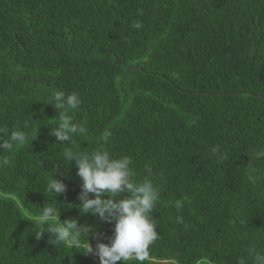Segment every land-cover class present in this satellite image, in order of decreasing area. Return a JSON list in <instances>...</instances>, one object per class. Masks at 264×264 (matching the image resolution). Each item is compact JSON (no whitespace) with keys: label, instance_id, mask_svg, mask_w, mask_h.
I'll list each match as a JSON object with an SVG mask.
<instances>
[{"label":"trees","instance_id":"trees-1","mask_svg":"<svg viewBox=\"0 0 264 264\" xmlns=\"http://www.w3.org/2000/svg\"><path fill=\"white\" fill-rule=\"evenodd\" d=\"M55 90L82 99L70 114L86 131L63 143ZM16 129L26 140L0 148V264H99L88 238L110 244L114 222L80 213L63 150L101 146L137 181L151 167V264H251L249 249L264 253V0H0V143ZM55 217L86 225L79 247L40 234Z\"/></svg>","mask_w":264,"mask_h":264},{"label":"clouds","instance_id":"clouds-1","mask_svg":"<svg viewBox=\"0 0 264 264\" xmlns=\"http://www.w3.org/2000/svg\"><path fill=\"white\" fill-rule=\"evenodd\" d=\"M48 104L58 110L59 123L52 136L60 143L70 141L74 135L86 131L84 124L75 123L70 114L82 104L78 93L55 90L50 94ZM25 140L23 130H12L7 134V143H0V148L11 149L13 145ZM212 152L219 154L220 148L214 147ZM254 156L257 160L264 158V149L256 151ZM63 160L68 166L74 163L78 169L76 174L81 181V203L77 207L80 213L98 216L108 223L114 222V236L110 244L97 242L93 248L88 238L86 255L96 256L99 264H117L118 261L124 264L130 259L138 264H144L145 261L151 264L150 247L159 236L151 217L159 195L150 178L151 167L145 165L146 175L137 181L134 179L132 159L128 156H114L103 146L90 152L65 148ZM247 178L250 182H256V176L251 171ZM66 187L63 180L57 179L56 172L46 185L47 191L56 198L66 191ZM90 194H94V198H90ZM57 211L55 206L49 205L42 207L41 215L47 219L56 215ZM40 228L41 235L46 232L52 234L55 246L75 242L73 246L79 247L86 225L78 226L77 220L68 219L56 225H40ZM248 252L252 257L251 264H264V253L254 249H249ZM237 264L249 262L247 258H240Z\"/></svg>","mask_w":264,"mask_h":264},{"label":"rangeland","instance_id":"rangeland-1","mask_svg":"<svg viewBox=\"0 0 264 264\" xmlns=\"http://www.w3.org/2000/svg\"><path fill=\"white\" fill-rule=\"evenodd\" d=\"M0 196H1L2 198H7V197H8L7 195H5V194L2 193V192H0ZM11 198H13V199L17 202V204L19 203V199H18V197H16V196H11ZM19 206L21 207V204H20V203H19ZM22 211H23V212H26L24 209H22ZM26 213H27V212H26ZM50 221L53 222L54 224H58V223L60 222L59 219H58L57 217L52 218ZM205 262H207V261H205Z\"/></svg>","mask_w":264,"mask_h":264}]
</instances>
